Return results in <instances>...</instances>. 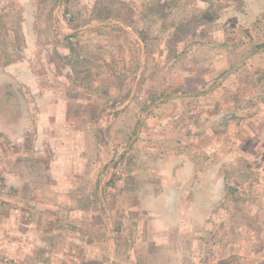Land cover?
<instances>
[{
    "label": "rangeland",
    "instance_id": "1",
    "mask_svg": "<svg viewBox=\"0 0 264 264\" xmlns=\"http://www.w3.org/2000/svg\"><path fill=\"white\" fill-rule=\"evenodd\" d=\"M211 2L0 0V68L31 55L19 34L30 36L33 12L49 21L39 59L85 99L87 145L99 156L87 165L100 164L95 182L86 180L97 191L85 204L114 221L100 250L124 240L117 254L136 255L105 252L99 264H264V0ZM176 82L177 94L154 99ZM20 89L16 77L0 79V112L10 110L0 123V177L9 188L0 208L27 221L57 210V227L80 231L83 212L63 211L51 196L11 195L6 178L16 161L37 151L16 145L39 125L26 113L18 119L15 96L29 100ZM52 153L44 149L39 161ZM18 262L0 251V264Z\"/></svg>",
    "mask_w": 264,
    "mask_h": 264
},
{
    "label": "crops",
    "instance_id": "2",
    "mask_svg": "<svg viewBox=\"0 0 264 264\" xmlns=\"http://www.w3.org/2000/svg\"><path fill=\"white\" fill-rule=\"evenodd\" d=\"M37 8L40 6L37 5ZM32 11H36L34 7ZM26 19L31 34L29 36L26 30L20 32V48L25 49L23 52L30 51L31 55L29 57L24 55L2 66L0 79L2 81L3 75L16 77L19 89H23V94L26 92L29 95L27 106L23 104L24 99L20 100L18 95L15 96L17 102L22 101V106L17 105L16 114L18 119L25 117V113L26 116L32 115L37 119L39 125L30 141L39 139L41 143L37 145L28 142V135L20 137V140L17 137V146L25 141L28 145L31 143L30 149L34 148L37 151L31 158L16 161L17 171L15 169L8 177L6 176V179L11 195L18 194V199L19 196L30 194V197L34 196L36 200L51 203L45 200V197L51 196L66 207L63 211L67 209L68 212L75 210L83 212L88 221L87 227L80 231L63 229L57 227L52 219L57 210L51 209L47 212L43 210L45 212L39 214L36 212L34 215L36 219L27 221L21 218L18 209L2 207L0 251L4 255L16 257L20 264H99L102 260L98 256H104L105 252L108 256H136L133 248L131 252L127 253L124 249L121 255L117 254L118 247L115 248V244L124 240L114 242V245L111 241L108 247L100 250L104 232L102 230L112 227L114 221L108 218L104 221L102 214L85 204L86 201L91 202L94 199L97 191L96 184L88 188L86 180L95 182L94 171L100 164L95 166L91 163L89 167L87 165L88 161L97 160L99 156L95 146L87 145L88 113L82 102L84 98L80 97V93L72 97L70 82L54 74L52 62L39 59V54L48 51L46 48L49 45L44 44L42 39L46 36L44 28L49 21L36 17L33 12L32 14L28 12ZM21 89L18 90L19 94ZM8 112L2 109L0 123L3 116L7 117ZM0 131L2 132V127ZM8 142L13 143L10 137ZM89 144L92 145V142ZM44 149L53 152L47 162L39 161L45 155ZM16 153L18 154V151ZM35 180L38 182L35 183ZM211 186L214 192L216 185ZM22 189L29 192L24 193ZM170 193L171 191L168 192V196L165 194L166 200ZM160 243L158 244L161 246Z\"/></svg>",
    "mask_w": 264,
    "mask_h": 264
},
{
    "label": "trees",
    "instance_id": "3",
    "mask_svg": "<svg viewBox=\"0 0 264 264\" xmlns=\"http://www.w3.org/2000/svg\"><path fill=\"white\" fill-rule=\"evenodd\" d=\"M212 4L211 0H203ZM182 89L181 83L166 84L162 86L154 95V99L159 101H167L173 95L177 94Z\"/></svg>",
    "mask_w": 264,
    "mask_h": 264
},
{
    "label": "built area",
    "instance_id": "4",
    "mask_svg": "<svg viewBox=\"0 0 264 264\" xmlns=\"http://www.w3.org/2000/svg\"><path fill=\"white\" fill-rule=\"evenodd\" d=\"M72 39V38H71ZM9 192L8 186L5 184V180L0 177V198Z\"/></svg>",
    "mask_w": 264,
    "mask_h": 264
}]
</instances>
